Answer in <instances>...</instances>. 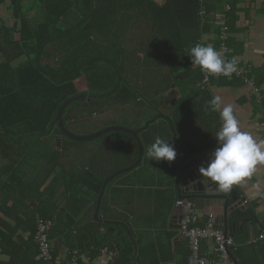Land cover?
<instances>
[{"label": "trees", "instance_id": "16d2710c", "mask_svg": "<svg viewBox=\"0 0 264 264\" xmlns=\"http://www.w3.org/2000/svg\"><path fill=\"white\" fill-rule=\"evenodd\" d=\"M28 1L0 0V3H9V9L15 18L14 27L0 29V56L3 57L0 62V147L3 146L1 143L11 137L14 139L29 135L28 140L33 143L42 141L54 129L57 134H63L57 121L58 110L64 102L78 95L83 84V88L88 87L96 96L115 91L107 96H124L125 101L131 94L132 101L143 97L154 111L146 119H151L150 123H158L161 128H165L171 142V123L165 116L171 118L179 142V134L184 128H203L207 131L216 128L213 123H218L214 117L217 113L208 108L211 100L208 89L213 82L238 79L250 85L253 81L245 71L237 67V71L230 76L212 74L204 89L199 86L198 83L203 81L205 73L200 66L192 63L191 47L201 43L222 51L223 41L228 48L224 58L226 61L232 59L230 36L222 40L221 26L213 29V18L209 16L211 12L206 6V0H166L161 5L154 0H39L43 3L42 12L36 16L33 12L26 11ZM204 8L205 14L202 13ZM229 12L225 16L228 27V17L231 21ZM212 31H216L214 41H204V36ZM7 43L15 47L12 56H9V50L6 51ZM24 56L27 58L23 61L20 58ZM97 63H105L107 68H98ZM186 72L189 75L180 78ZM257 85L254 83L251 92L258 100H262L264 91ZM255 87L259 90L257 93H254ZM174 88L179 93L173 92ZM66 110L63 120L65 126L71 128L68 122L72 119L79 120V115L74 109ZM159 113L165 116L161 117ZM128 137L136 144L133 163L138 157L139 148L135 137ZM198 140L203 143L204 148L216 146L213 136L206 135ZM66 141L77 142L69 137H66ZM60 149L47 145L36 163L38 175L30 181L33 186L40 187L46 183L56 167L63 165L62 171L54 177L57 192L51 191L52 195L46 192L47 198L42 199L33 214L36 259L45 264L42 259L37 258L40 247L35 240L38 221L43 220L50 223L47 240L54 264H58L57 249L68 252L67 264L73 263L74 256L77 257L78 264H94L102 250L116 249L114 239L118 240L120 246L119 256L105 264H133V241L129 240L127 224L125 225L130 224L128 219L111 217L108 214L111 203L106 196L102 200L101 214L113 221H124V224L105 223L101 218L96 220L93 216L101 188L108 177L87 172L76 174L74 170H68L64 167V162H60L65 158ZM17 153L18 157L13 158L8 167L1 169L10 167L11 174L20 173L19 164L22 158H19L25 154L20 151ZM29 153L32 155L33 150ZM50 162H57L54 168ZM170 163L175 179L178 166L174 161ZM125 174L111 180L105 192ZM61 182L63 183L60 187L64 185V190L60 192V198L53 201L56 193L58 196V184ZM8 184L9 182L6 186ZM13 185L12 183L11 186ZM35 192L38 193L36 189ZM64 201L71 211L62 208ZM87 206V217L76 221V216ZM255 210L254 203H245L236 220V223H240L236 228L246 235L247 244V247L242 246L235 250L240 264H264V238L257 242H247L251 237L250 224L254 225L255 235L264 232V218L259 217ZM67 212H70L69 218L61 225L60 214ZM54 218L57 226H54ZM200 219L199 225L204 226ZM234 245L235 241L230 246L231 252ZM75 249L87 252L90 261L83 262L74 253ZM188 255L189 251L186 259Z\"/></svg>", "mask_w": 264, "mask_h": 264}, {"label": "crops", "instance_id": "0c3cea01", "mask_svg": "<svg viewBox=\"0 0 264 264\" xmlns=\"http://www.w3.org/2000/svg\"><path fill=\"white\" fill-rule=\"evenodd\" d=\"M154 1L160 5L166 2V0ZM8 4V2L0 3V29L5 27L12 28L15 24L14 14L9 9ZM42 4L39 0H29L26 3V11L33 12L36 16L42 12ZM206 6L211 12L209 16L213 18V29H216V26H220L218 24L219 16L221 14H228L227 7H230L231 21H229L228 17V24L230 23L229 46L232 49V58L235 57L237 59V67L245 71L246 75L253 80L252 82L256 85L258 84L257 86L264 91V0H206ZM215 35L216 31H212L210 34L204 36V41L212 43ZM7 50H9V56H12L15 47L7 43ZM2 58L0 56V62ZM26 58L24 56L20 59L24 61ZM83 87L84 84L82 88H79L77 95L83 96L75 100L74 104H72V101L67 107L66 112L71 109L78 112L76 109H78L77 105L80 103L91 105V103L100 102L105 96L115 92L96 96L91 93L88 87ZM251 87V85H246L238 79L234 81L216 80L209 86L208 91L210 99L214 95H219L224 104L233 105L235 114L243 130L250 132L258 141L264 142V99L258 100L251 92ZM173 92L179 93V90L174 88ZM129 98H131L130 95ZM216 113L217 116L215 115L214 117L218 123H213L216 127L215 129L207 131L203 128L200 130L196 128L186 130L187 128H184L180 132V141L176 143L178 155L176 160L178 162H185L195 155L209 153L218 147L217 139L214 136L222 127V120L219 113ZM77 122L78 119H72L68 123L74 132L82 135L93 134L98 129L105 127V125H102L100 128H82L79 131L75 129L78 124ZM130 129L137 130L140 128ZM156 131L157 137L161 138L164 133V140L169 141L165 128H156ZM111 132H122L131 135L125 131ZM111 132L92 140L67 142L66 136L57 134L54 129L51 135L45 137L42 141L31 143L28 140L29 135H23L22 138L16 137L13 139L11 137L1 143L3 146L0 147V264H41L36 259V246L33 242V214L37 206L47 198L46 192L49 195H52L51 191L57 192V182H54V177L63 169V165L56 167L46 183L40 187L38 185L33 186L34 184L30 183L38 175L36 163L38 162L39 155L46 150L47 145L61 148L60 150L63 152L65 158L61 159L60 162H64V167L68 168V170H74L76 174L87 172L91 175L107 178L116 171L135 162L132 163L136 150L134 140H131L129 137H127L126 141L110 140L114 139V136L109 135ZM206 135L213 136L216 140V146L211 148L203 147V143L198 138ZM139 137L142 139L144 147L142 162L137 168L121 176L109 188V191L105 192L104 197H108V201L111 203L108 214L111 217L128 219L130 222V224L125 223V225L127 224L126 227L128 228V238L133 241L131 243L133 264H187L190 248L188 241L180 233V220L176 208L177 203L181 201L176 185L177 177L180 174L179 168L174 179L173 166L169 161H156L148 157V149L155 142V140H152L151 134H149V128L140 130ZM83 142L89 143L91 148L86 151L84 147L78 146L77 143ZM170 143L173 145V141ZM191 144L193 147H191ZM30 150H33L32 155L29 153ZM17 151L25 155L19 158H22L19 164L21 172L13 175L10 173L12 168L1 169V167H8L12 159L18 157ZM84 155H87V159L85 163H81L84 160ZM176 160L174 162H177ZM50 163L54 168L57 162L55 164ZM175 164L177 165V163ZM8 182L9 187L6 186ZM12 183L14 184L13 186H11ZM62 183L58 184V187ZM50 184L51 186L54 185V187H51ZM35 189L38 193L35 192ZM62 190H64V185L58 188V196L56 193L53 196V201L56 198L57 200L60 198ZM232 191L237 192L238 196L245 198L247 205L254 203L256 213L259 217L264 218V165H258L254 174L242 184L233 186ZM66 203V201L62 203V208L70 210ZM197 205L198 207L195 206L201 218L200 222L204 226H213L215 223L212 216L215 213L208 211L202 203ZM55 212V218L57 219V211ZM69 213L60 214L61 225L67 221ZM87 213L88 206L85 210L79 212L76 216V221L87 217ZM94 214L95 211L93 212V216ZM99 217L105 223L124 224V221H113L106 217L104 218L101 210ZM55 218L54 226H57ZM100 228L103 229V227ZM231 234V238L235 241L232 253L240 264V259L235 254V250L240 249L242 246L247 247V244H245L246 235L240 233V230L237 228L233 229ZM113 241L116 249L110 251L117 257L119 256L120 246L117 239ZM58 244L60 245V242ZM216 247L217 242L215 239L208 238L203 240L201 250L203 254L214 260L213 264H224L221 260L222 256L216 250ZM188 251L189 255L186 259ZM60 252L57 249L58 264H67L68 252L66 250ZM74 253H77L83 262L90 261L87 252L75 249ZM105 262L106 259L102 250L100 255L94 260V264H105Z\"/></svg>", "mask_w": 264, "mask_h": 264}, {"label": "clouds", "instance_id": "9594fccd", "mask_svg": "<svg viewBox=\"0 0 264 264\" xmlns=\"http://www.w3.org/2000/svg\"><path fill=\"white\" fill-rule=\"evenodd\" d=\"M190 58L194 65L210 74L230 76L237 71V59L226 61L223 53L212 45L196 44L190 49ZM208 108L219 113L222 127L215 134L218 147L200 172L216 182L220 189L230 191L250 178L258 165H264V142L243 130L233 105L224 104L219 95L213 96ZM147 155L152 160L171 162L176 159L177 151L169 141L157 137Z\"/></svg>", "mask_w": 264, "mask_h": 264}, {"label": "water", "instance_id": "95a60500", "mask_svg": "<svg viewBox=\"0 0 264 264\" xmlns=\"http://www.w3.org/2000/svg\"><path fill=\"white\" fill-rule=\"evenodd\" d=\"M192 73V71L190 72ZM189 75V73H184L180 75V78H185ZM83 96V95H81ZM81 96L73 97L66 102H64L61 107L58 110L57 113V121L59 122V127L61 132L64 136L69 137L73 140L77 141H87L99 138L100 136L111 132V131H125L129 132L131 135L135 137L138 141L139 146V154L136 159V161L131 164L130 166H127L123 169H120L110 175L104 182L101 193L99 196V199L97 200V206L95 208V214L94 218L100 219L99 213L101 209L102 200L104 198L105 189L108 183L119 176L120 174L130 172L137 168L143 158V146L141 143V140L139 139V132L142 129L146 128H140L137 130H133L127 127H121V126H110L106 127V129L99 130L93 134L89 135H82L74 132L71 130V128H67L65 126V122L63 120V113L67 109V107L70 105L72 101L78 100ZM161 117L165 116L164 114H160ZM168 118V120L171 123V128L173 131L174 139H173V146L176 149V143H177V131L172 123L171 118L168 116H165ZM152 120L148 121L144 127H148L150 122ZM215 150L206 153V154H198L191 158H189L185 162H178L176 159V163L179 168L180 174L177 177V189L179 192V199L182 200H191L194 202V204L198 207L197 204L202 203L208 209V211L213 212V222L215 223L212 227L218 228L223 230L225 238L231 237V231L233 229H236L237 225H240V223H236V220L239 218V214L241 209L244 207L246 203V199L243 197H240L237 195V192L232 191H224L219 188L218 184L214 181H212L210 178L204 176L200 172L201 167H206L208 162H210V158L212 153ZM179 207V203H177V207ZM178 211L179 214V220L181 219L180 211ZM176 211V212H177ZM235 220V221H233ZM226 252L228 254V258L223 261L224 264H239L236 257L231 252V247L229 245L226 246Z\"/></svg>", "mask_w": 264, "mask_h": 264}, {"label": "built area", "instance_id": "2783aa9c", "mask_svg": "<svg viewBox=\"0 0 264 264\" xmlns=\"http://www.w3.org/2000/svg\"><path fill=\"white\" fill-rule=\"evenodd\" d=\"M230 10V7H227V11ZM205 14V11H202ZM226 14H221L218 19V24L221 26L220 36L222 40H226L230 36L229 27L226 23L225 19ZM223 56L226 54L228 48L225 42L222 41L221 45ZM205 73V78L203 81L199 82V86L204 89L209 84L210 73ZM216 75V74H213ZM222 75V74H219ZM247 81V80H246ZM250 85L253 86L254 83L250 82ZM259 90L255 87L254 93H257ZM179 211L181 214V219L179 221L180 225V233L190 241L191 248L193 250V255L190 259L189 264H212L207 258L199 256V247L200 241L206 238H214L217 242V249L221 252V256L224 259L228 258V254L226 252V246L234 244V241L231 237L225 238L224 232L221 229L213 228L212 226H200L199 225V214L198 210L191 200H182L179 202ZM50 228V223L45 222L43 220L38 221V229L35 236L36 242L39 244L40 253L37 258L42 259L45 264H54L52 260L51 247L47 240V231ZM250 238L247 240L248 243L257 242L264 238V232L259 235H255L254 225H249ZM34 240V241H35ZM103 254L106 256V262H110L114 260V254L109 251L107 248L103 250ZM78 264L77 257L74 256L73 263Z\"/></svg>", "mask_w": 264, "mask_h": 264}, {"label": "rangeland", "instance_id": "374dc122", "mask_svg": "<svg viewBox=\"0 0 264 264\" xmlns=\"http://www.w3.org/2000/svg\"><path fill=\"white\" fill-rule=\"evenodd\" d=\"M70 41V40H69ZM109 48L111 46L108 45ZM103 53L108 55L106 50H103ZM98 68H107L105 63H97ZM95 71L97 68L94 69ZM147 93V92H146ZM105 94V93H104ZM131 97L133 94L130 95ZM140 101V102H139ZM90 105V104H89ZM87 103H80L78 106V115L79 120L76 126V130L81 131L82 128H100V126L105 125V127L98 130L106 129L110 126H121L127 128H149V134L154 141L157 138L156 128H161V125L158 123H150L148 127H144L145 124L151 119H145L147 116L154 114V111L149 108V104L144 101L141 97L138 101H132L130 98L125 101L124 97L121 96H105L104 99L100 102H93L89 106ZM100 124V125H99ZM97 130V131H98ZM109 135L114 136V139L110 140H125L128 135L122 132H111ZM117 136V137H115ZM164 139V133L161 136ZM141 140L142 146L143 142ZM105 141V139H103ZM117 141V142H121ZM137 141V139H136ZM138 143V141H137ZM81 148H85L86 151L91 148L89 143H77ZM139 145V144H138ZM86 146V147H85ZM144 149V147H143ZM106 153V152H104ZM76 158V157H75ZM87 155H84V160L81 163H85ZM115 257V256H114ZM106 258V256H105Z\"/></svg>", "mask_w": 264, "mask_h": 264}, {"label": "bare ground", "instance_id": "6f19581e", "mask_svg": "<svg viewBox=\"0 0 264 264\" xmlns=\"http://www.w3.org/2000/svg\"><path fill=\"white\" fill-rule=\"evenodd\" d=\"M185 239L188 241L189 248H190L189 260H188V262H187V264H189V263H190V259H191L192 255H193V250H192V248H191L190 241H189L187 238H185ZM206 239H208V238H206ZM203 240H205V239H202V240L200 241V247H199V252H198V253H199V256H200V257H204V258L209 259L210 261H212V264H213L214 260L211 259V258H209L208 256H206L205 254L202 253L201 248H202V242H203ZM215 241H216V240H215ZM232 245H233V244H232ZM229 246H231V245H229ZM216 250L218 251L217 247H216ZM218 252L221 254L220 251H218ZM221 260L224 261V260H226V259H224V258L222 257ZM216 261H217V260H216Z\"/></svg>", "mask_w": 264, "mask_h": 264}]
</instances>
